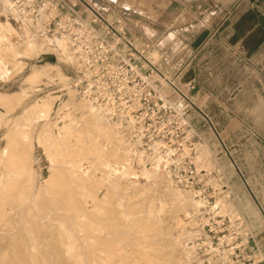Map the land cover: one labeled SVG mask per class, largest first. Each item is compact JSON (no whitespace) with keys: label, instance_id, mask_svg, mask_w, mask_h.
<instances>
[{"label":"bare ground","instance_id":"bare-ground-1","mask_svg":"<svg viewBox=\"0 0 264 264\" xmlns=\"http://www.w3.org/2000/svg\"><path fill=\"white\" fill-rule=\"evenodd\" d=\"M128 4L147 17L155 18L169 4V0H128ZM11 11V1L0 0V13H4V18H9ZM13 15L22 27L17 29L9 19L4 21L0 33V79H6L9 73L8 62L3 57H27L25 61L44 50L57 53L80 71L84 69L87 57L71 39L59 34L47 36L40 30L42 21L23 18L15 13ZM43 18L46 20L48 15L45 14ZM24 61H16L17 66L24 65ZM42 75L52 79L47 72L34 73L30 79L36 81ZM50 107V102L45 100L33 113L38 116L43 128L51 125ZM6 108L8 112L11 110L9 106ZM59 111L57 114L64 121L57 123L51 129L52 132L45 128V136L37 133L31 137L24 128L16 131L19 137L29 142L30 148L36 142L42 149L47 157L48 179L42 182L44 169L40 166L35 169L36 160L31 154L10 150L0 156V164L6 168V176L0 178V204H4L1 201L5 197H17L14 203L18 205V214L27 215L14 226L7 225L12 230H19L21 247L11 261L7 257L5 264H118L123 257L117 255V249L126 236L131 238L130 230H135V235L141 234L143 237L148 232L158 231L167 211L176 219V224L183 227L181 213L188 218L191 215L187 213V208L192 204L188 193L172 187L168 173L155 164L152 156L146 155L141 159L144 168L139 177L134 174V177L129 178L132 151L125 148L127 143L123 135V131L130 128L129 125L113 120L102 105L86 98L78 105L77 111L81 113V118L77 123L71 115ZM29 116L31 114L25 118ZM3 121L4 114L0 113V126ZM19 125L22 127L21 123ZM55 130L56 134H53ZM206 151L203 150L198 159L201 167L207 163ZM122 165L125 166L124 170L119 172ZM97 172L101 173V177ZM151 179L156 185L154 190L148 189L147 184ZM124 180L127 183L123 192L117 195L126 194L129 200L149 191L155 192L167 184L166 189L161 191L163 195L145 206V222H141L142 219L138 217L131 218L138 214L136 204L128 209L123 208L119 213L124 223L113 222L114 219L108 216L116 210L111 201L112 195L102 192L100 185L108 182L118 187ZM20 182L22 187L18 186ZM69 188L73 189L69 191ZM193 205L203 206L201 201ZM119 206L124 207L121 204ZM5 212L0 209V214ZM6 222L0 218V224ZM190 227H194L192 222ZM194 236L196 233L184 228L182 235L174 238V247L181 251L176 258L177 264H187L190 260L192 252L183 239L193 240ZM141 256L144 264L153 262L145 252ZM140 259L135 264H139Z\"/></svg>","mask_w":264,"mask_h":264},{"label":"rangeland","instance_id":"rangeland-1","mask_svg":"<svg viewBox=\"0 0 264 264\" xmlns=\"http://www.w3.org/2000/svg\"><path fill=\"white\" fill-rule=\"evenodd\" d=\"M74 4L80 5L86 10V17L92 19L95 14L103 17L107 22L111 23L117 30L124 33L125 37L133 43L134 47L142 53L147 59L145 62V69H149L154 72L155 83L158 89L163 92L167 97H171L172 101L178 99V95L174 94V87L181 85V82L177 80V77L182 74L183 70H186L194 57H203L201 64H197L196 68L198 72L202 71L203 81L208 79V73L211 65H208L207 57H222V49L216 47V53L213 51V46L209 50L208 45L205 44L207 38L211 35L213 30V23L218 21L222 14L217 13L213 8V0L209 5V0H169V4L159 13L155 18H149L140 10L136 9L133 5L128 4V0H72ZM220 0H216V3ZM93 11V12H92ZM9 18H4V13H0V33L4 26V21L8 20L17 28L20 29L22 24L17 21L11 13ZM41 30V28H40ZM47 36L54 35L53 33L46 34ZM8 62L9 73L6 79H0V113L4 114V121L0 126V156L6 151H16L21 154H31L35 157V169L42 167L44 169V182L48 179L50 173L48 172L47 157L36 142H33V147L30 148L29 142L24 141L19 137L16 131L21 128L25 129L32 137L35 134L46 135L47 131L52 132V128L58 123H62L64 119L57 113H63L64 115H71L75 122H79L81 113L77 111L78 105L84 101V96L77 89L76 83L80 81V71L73 63L68 62L59 56L55 52L44 50L38 54H34L32 57H3ZM22 59L24 65L17 66L16 61ZM47 72V75L40 76L36 81H32L30 78L34 73ZM229 79H211L212 85H219L223 82H227ZM249 80H251L249 78ZM232 84L237 82L232 78ZM253 81H249V84ZM75 89V90H74ZM49 101L51 105L49 122L51 125L43 128L40 123V119L34 113L35 108L43 103V101ZM6 106L11 107L8 112ZM31 114L28 118L27 115ZM189 117V116H188ZM189 119V118H188ZM190 121V120H189ZM18 125L16 126V124ZM21 123L22 127L19 125ZM56 134V130L53 131ZM125 145L132 151L129 165L131 166V177L137 174L139 177L144 167L140 162L142 158H145V154L134 152V142L131 134V128L125 132ZM200 142V141H199ZM195 151H198V157L195 160L197 168L200 171L206 170L208 173H201V179H205V182L214 188L213 200V212L216 215H222L228 219L230 217V226L228 229H238V238H229L228 243L238 245L242 244V237L246 230L245 221L242 216H239L238 210L234 205L233 200L229 199L227 192L223 195V183L221 180H217L215 174H212L216 165L215 159L211 154L209 147L204 142L195 145ZM190 148L187 150L191 153ZM207 150V163L205 167H201L198 159L202 155L203 150ZM18 150V151H17ZM127 151V152H128ZM149 158V157H147ZM155 162V160H154ZM128 164V163H127ZM156 164V163H155ZM154 166V165H153ZM67 167V166H66ZM119 172H123L124 165L121 166ZM5 167L0 164V178L6 176ZM205 174V175H204ZM97 175L101 177V173L97 172ZM173 188L178 190H186L188 198L190 200L191 207L187 208V213L191 214L190 218L186 217L184 213H181L180 219L183 222V227H179L176 224V219L171 217L170 212L167 211L163 215V222L159 226L158 231L148 232L147 236H141V234H134L135 230H130L132 233L131 238L126 236L122 240V244L117 249V255L122 258V262L118 264H135L139 261L140 256L145 252L146 255L153 260L151 264H177L176 258L180 254V250L174 247V238L181 236L184 228L196 233L193 240L184 238L185 245L189 247L192 252L190 260L187 264H219L218 259L215 256H207L204 253L197 251V240L202 234L201 225L206 223L205 214L207 211L202 210L204 206H195L194 202L198 201L192 191H189L181 187L175 178L167 174ZM25 180V179H23ZM127 181H121L120 186L116 187L108 182H102V192L112 195L111 201L114 203L115 212L108 214L114 219L113 222L124 223L119 213L121 210L128 209L130 206L137 205L138 214L131 217H138L141 222H145V206L154 200L157 196H162L165 186H160L159 190L155 192H148L136 199L129 200V196L126 194L117 195L119 192H123L124 185ZM23 184H26L25 182ZM148 189L154 190L156 188L155 182L151 179L148 181ZM18 186L22 187V182L18 183ZM19 187V189L21 188ZM73 188H69L71 191ZM18 190V189H17ZM129 193L131 190H127ZM148 191V190H147ZM160 192V193H159ZM161 194V195H160ZM155 195V197H153ZM14 196L5 197L0 204V209L6 211L0 214V218L5 219L6 223L0 224V264H5V260L9 257L11 261L21 247V241L19 236V230H12L10 226L15 225L17 221H22L27 217L26 214H18V205L14 203L16 200ZM119 204L124 207L119 206ZM203 204V203H202ZM193 205V206H192ZM106 207H109L106 205ZM171 207V203L168 205ZM112 208V207H110ZM113 209V208H112ZM123 209V210H124ZM142 217V218H141ZM121 221V222H118ZM193 223L194 227H190V223ZM165 234V236H160ZM168 236V237H167ZM171 236V237H170ZM187 239V240H186ZM232 246V245H231ZM182 249V246L181 248ZM228 254L227 264H263L264 257L262 255L245 254L244 252H238L236 255ZM51 257V256H50ZM49 257V258H50ZM142 257V256H141ZM226 257V256H225ZM137 258V260H136ZM117 259V256H116ZM142 259V258H141ZM140 259L139 264H144ZM117 261V260H116ZM239 262V263H238ZM16 264V263H14ZM64 264H82L80 262H65Z\"/></svg>","mask_w":264,"mask_h":264},{"label":"built area","instance_id":"built-area-1","mask_svg":"<svg viewBox=\"0 0 264 264\" xmlns=\"http://www.w3.org/2000/svg\"><path fill=\"white\" fill-rule=\"evenodd\" d=\"M10 1L12 15L42 21V33L68 37L81 48L87 61L75 84L77 89L86 99L102 105L113 120L130 126L136 155L152 156L161 170L203 203L207 222L201 225L197 251L223 257L218 259L219 264L228 263L227 253H241L240 245L231 246L227 241L238 238L239 228L228 230V217L213 212V188L201 179L193 153L187 151L198 137L188 119V97L176 86L174 94L178 99L166 97L158 89L150 65L145 69V56L98 14L88 19L85 8L72 0ZM45 14L48 18L43 20Z\"/></svg>","mask_w":264,"mask_h":264},{"label":"crops","instance_id":"crops-1","mask_svg":"<svg viewBox=\"0 0 264 264\" xmlns=\"http://www.w3.org/2000/svg\"><path fill=\"white\" fill-rule=\"evenodd\" d=\"M213 8L223 17L201 46L221 48L222 57H207L205 81L196 68L203 57H194L177 87L191 105L188 118L198 134L192 148L207 144L217 165L212 174L245 221L241 252L264 257V0H213ZM211 79L229 80L212 85ZM192 153L196 160L198 151Z\"/></svg>","mask_w":264,"mask_h":264}]
</instances>
